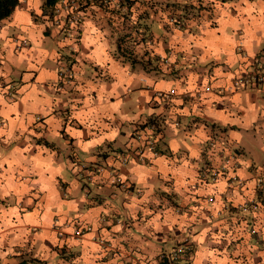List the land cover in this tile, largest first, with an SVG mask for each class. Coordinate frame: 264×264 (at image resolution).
<instances>
[{"label":"crops","instance_id":"obj_1","mask_svg":"<svg viewBox=\"0 0 264 264\" xmlns=\"http://www.w3.org/2000/svg\"><path fill=\"white\" fill-rule=\"evenodd\" d=\"M160 1L202 5L211 17L183 29L156 20L136 60L97 17L84 18L77 42L62 38L31 15L43 0H25L0 22V264H160L185 238L192 252L178 264H264V207L241 208L264 187V155L229 141L233 124L264 116V85L231 89L264 49V0ZM13 36L28 46L16 49ZM63 65L75 72L69 82L57 76ZM170 89L171 99L156 96ZM183 116L203 124L180 146L173 122ZM149 118L163 121L160 155L119 165L113 156L136 146L132 133ZM232 152L236 167L194 188L201 168ZM230 175L245 185L228 186ZM57 225L69 234L60 238ZM74 225L90 229L73 237Z\"/></svg>","mask_w":264,"mask_h":264},{"label":"trees","instance_id":"obj_2","mask_svg":"<svg viewBox=\"0 0 264 264\" xmlns=\"http://www.w3.org/2000/svg\"><path fill=\"white\" fill-rule=\"evenodd\" d=\"M24 1L0 0V22L7 20ZM112 1L114 0H43L39 13L31 10V15L35 20H46L52 25H58L59 31L60 28L64 27L61 25L62 23H65V25L69 24L67 27L71 31L69 37L75 42L78 41L81 35V25L85 17L103 19L113 28L116 27L115 29L118 31L117 51L122 55L129 54L130 59L133 58V60H136L135 56H133L134 47L141 43L145 46V42L150 39V37L148 38L150 36V28L156 20L162 23L164 29H183L185 24L190 22L195 16L211 17L210 14H206L204 6L199 5L197 7L192 3H163L162 1L157 2V0ZM112 4L117 5V9L111 7ZM135 13H137L136 19L133 18ZM127 24L131 25L126 26ZM123 25L127 29L130 28V30L123 32ZM141 51L145 53L146 48H141ZM156 118L147 120L158 123ZM258 198L261 207H264V187L261 189ZM257 233L259 232L257 231ZM241 238H231L230 243L237 242Z\"/></svg>","mask_w":264,"mask_h":264},{"label":"built area","instance_id":"obj_3","mask_svg":"<svg viewBox=\"0 0 264 264\" xmlns=\"http://www.w3.org/2000/svg\"><path fill=\"white\" fill-rule=\"evenodd\" d=\"M76 19V18H75ZM74 19V20H75ZM70 36V33L67 34V37ZM15 40L18 41L16 44V49L20 50L21 48H25L28 46L27 41L25 39H20L16 36ZM241 47L239 46V52H241ZM242 53V52H241ZM163 58V57H161ZM75 72L72 67L68 65H63L59 68L57 71L58 78L63 82H69L74 78ZM262 84L264 85V49L259 51L257 55H255L252 58V67L249 71L246 73L238 74L233 79V84L231 89L236 90L240 87H245L247 85H258ZM206 90H210V88L206 87ZM176 93L175 89H170L168 93L164 94L163 92L158 91L156 93V96L161 99L169 100L171 97ZM188 93H183L182 98L189 97ZM10 96V94H9ZM11 98V96H10ZM163 121L158 120V123L156 121L146 120L142 122L140 125L136 127L134 132L132 133V140L133 143L136 142V146H129L125 150H121L119 153H116L115 156H113V159L118 162L119 165H127L132 160H135L138 163L146 162L148 159V155L151 156H158L160 155V150L158 148V141H159V135L161 134V128H162ZM174 127L179 126V121L173 122ZM208 148L212 147V141L208 140L207 143ZM236 154L232 152L231 154H228L226 156H223L221 158V162L219 166L215 168H208L207 166L200 169L198 175H197V184L194 185V188H197L198 183H205V182H214L216 181L223 173H225L228 169H233L236 167L237 161H236ZM112 168V167H111ZM87 168L82 165L81 170L85 171ZM98 171H103L105 169V166H100L97 168ZM111 174V181L114 184H117L118 186L122 187L126 191H131L130 184L120 177L119 175L113 173V169L110 170ZM227 185H237L239 187H243L245 185V182L243 179L238 177L237 175H230V177L227 179ZM260 182H258L257 187H259ZM261 188V186L259 187ZM209 201H213V198H209ZM241 208L243 210H259L261 208V203L259 198L247 201L244 203ZM57 233L60 238L65 237L66 234H69L67 232H64L63 228L61 226L57 225ZM90 228L88 226H77L74 225V228L72 232L70 233L73 237H79L85 232L86 230H89ZM252 233H257L255 229L251 230ZM260 243L264 246V237L261 239L259 238ZM98 242L103 243V240H99ZM192 252L191 244L189 243L188 238L183 239L181 243L176 245L171 251L168 252H161L158 259L160 264H178L179 260L183 258H187Z\"/></svg>","mask_w":264,"mask_h":264},{"label":"rangeland","instance_id":"obj_4","mask_svg":"<svg viewBox=\"0 0 264 264\" xmlns=\"http://www.w3.org/2000/svg\"><path fill=\"white\" fill-rule=\"evenodd\" d=\"M112 2H115V0ZM111 7H114V9H117L118 6L115 4H112ZM133 18L134 19L137 18V13L133 14ZM56 22H57V20H56ZM61 25H63L64 27L60 28L59 34H60V36H62V38L65 39V38H67V34L70 33L71 31L69 29H67L69 24L65 25V23H62ZM130 25L131 24H127L126 26H130ZM56 26L58 27V25H56ZM152 26L156 27L157 23L153 22ZM120 27L122 28V26H120ZM57 29H59V28H57ZM129 30H130V28L127 29L123 25V32L129 31ZM150 30H151V28H150ZM155 30L157 31L158 29L153 28V31H155ZM123 32H120V33H123ZM149 37H150L149 40H151V42H152L153 37H152L151 31H150V36H148V38ZM48 43H50V41H48ZM248 90H250V88L244 89V91H248ZM246 101H247V96L246 95L242 96V98L239 102V105L242 109L244 107H246V104H247ZM259 105H260L259 102H257L255 104V107L260 108ZM190 120L192 123H189V119L184 117V116L178 119L179 127H178L176 134L172 137L175 138V141L180 146L183 144L182 142H183L184 138L188 137L189 135H191L195 131L196 126L203 124V122H202L203 119H201V118L198 119L197 117H192V119L190 118ZM233 125H234V127H233L232 136L236 135V140L233 139L234 137L229 138V141H231L233 145L240 146V147L244 148V150L246 151V154L249 156H251L253 153H261L264 155V116H263V114H259L258 116H255L254 114L251 115L247 124L237 123V124H233ZM221 127L223 128V126H221ZM255 131H256L257 135L259 136L258 138H255V136H254ZM172 137H167V138H172ZM259 159L256 162H259Z\"/></svg>","mask_w":264,"mask_h":264}]
</instances>
